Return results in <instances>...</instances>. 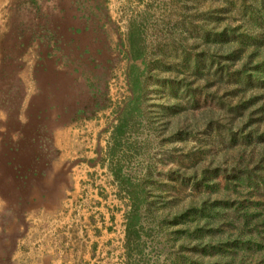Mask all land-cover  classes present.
<instances>
[{"label": "rangeland", "instance_id": "374dc122", "mask_svg": "<svg viewBox=\"0 0 264 264\" xmlns=\"http://www.w3.org/2000/svg\"><path fill=\"white\" fill-rule=\"evenodd\" d=\"M255 131L264 0H0V264L77 176L144 196L129 264H264Z\"/></svg>", "mask_w": 264, "mask_h": 264}, {"label": "crops", "instance_id": "0c3cea01", "mask_svg": "<svg viewBox=\"0 0 264 264\" xmlns=\"http://www.w3.org/2000/svg\"><path fill=\"white\" fill-rule=\"evenodd\" d=\"M81 179L77 176L73 180V191L62 182H43L46 185L42 194L48 200L30 208L28 215L34 222V230H27L21 237L15 255L30 260L29 264L131 262L127 237L129 196L114 178L107 186L104 177L99 179L104 190L92 188L89 184L93 181L81 185ZM81 187L88 192L81 194Z\"/></svg>", "mask_w": 264, "mask_h": 264}, {"label": "trees", "instance_id": "16d2710c", "mask_svg": "<svg viewBox=\"0 0 264 264\" xmlns=\"http://www.w3.org/2000/svg\"><path fill=\"white\" fill-rule=\"evenodd\" d=\"M257 66H259V68H260L257 70V73L259 74V72L261 73V62ZM245 78L244 79L240 78L239 81L245 82V84H247L249 82V79L248 78L245 79ZM260 119H261V117H260ZM253 133H254L255 138L258 139L259 142L264 141V131L262 133H261V131L260 132L255 131ZM246 137L248 138V136H245L244 139H246ZM258 158L261 159V154H260V157H258ZM115 176L117 177L116 173H115ZM257 176L255 175V177H257V179L259 181H261V176H259V175H257ZM117 179H118V177H117ZM119 184L121 185V183H119ZM128 196H129V199L131 201V209L127 215V232H128L127 237L129 239V242H130L131 240H134L133 238H137L139 236L138 230L135 229L136 220H137L135 216H136V213L138 211V206L143 201L142 199H144V196H136L135 198H134V196L131 197L130 194H128ZM233 246L237 247L238 245L233 244Z\"/></svg>", "mask_w": 264, "mask_h": 264}]
</instances>
